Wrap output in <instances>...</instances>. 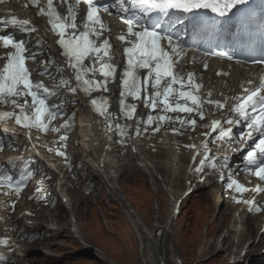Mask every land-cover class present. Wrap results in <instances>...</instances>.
Listing matches in <instances>:
<instances>
[{
	"label": "snow or ice",
	"instance_id": "snow-or-ice-1",
	"mask_svg": "<svg viewBox=\"0 0 264 264\" xmlns=\"http://www.w3.org/2000/svg\"><path fill=\"white\" fill-rule=\"evenodd\" d=\"M4 2L5 0H0V3ZM126 2L130 7H125ZM57 3L66 5V14L61 13L58 7L54 6V0H26L24 7L34 6L38 16L47 17L46 30L58 37L56 43L62 49L61 55L65 58V67H60L57 61L49 59L41 61V71H34L29 67L28 61H35L42 52H33L28 46L30 42L15 34H0V48L5 50L0 52V61L3 62L0 64V104L12 108L11 111H0V124L14 121L17 125L29 130V139H31L33 128L44 133L62 130L67 133L74 127L75 111L62 128L49 127L52 121L67 115L64 107L66 104L76 103L70 100L61 89H66L72 94L82 92L91 98L94 92L109 91L108 84L116 81L118 67L111 62L113 59L110 43L111 28L101 14H110V8L117 5H109L102 0H74V3L69 0H57ZM81 3L86 5V15L81 18L82 24H78ZM244 3L245 0H119L118 6L123 13L129 12L130 9L141 13L158 11L164 14H168L172 9L183 12L210 9L219 16H226ZM9 15L12 16L11 19L0 20V24L5 28L14 27L26 35L39 31L30 20L19 19L13 14ZM120 19L126 25V33H121L117 37L126 45L124 47L126 63L120 75V115L109 111L110 101L103 95L90 99V107L104 119L106 131H114L117 134V142L125 143V137L131 134L129 125L119 122L120 119L125 121L133 119L136 115L137 105L126 103L129 98L141 101L151 110L146 120L142 121L145 132L153 124L156 125L153 131L159 132L164 124L177 122L181 128L191 127L194 131L197 126L196 117L201 121L205 119V104L214 105L217 109H224L227 106V101L211 99V92L207 94L208 99L202 98L200 95L202 85L195 82L194 73L185 74L177 71L179 58L186 53L178 40H174L172 35L165 33L159 27V21L156 22V26H145L139 21L125 19L123 16ZM105 32L109 33V37L101 39ZM36 43L38 47L42 46L39 39ZM213 55L228 60L234 59L226 51H218ZM85 61L88 62L85 63ZM52 65L56 67L51 69ZM204 67L207 68V64ZM67 68H71L72 76L61 75L59 82L53 83L51 87L43 80L33 79V76L48 75L55 81L52 71L64 73ZM98 75L103 79H96ZM247 83L251 85L253 82L249 80ZM234 100L235 103L229 109L233 116L223 123L221 120H213L205 127H211V133H217L215 140L231 141L236 139L233 127L243 125L247 131L240 134L239 140L243 141L244 147L248 149L243 155V168L264 181V79L255 87H243V95L235 97ZM157 109L159 114H151ZM170 113L188 115L172 116L169 115ZM140 122L138 120V126L135 129L137 136L141 132ZM225 123L229 127H225ZM173 132L178 133L180 129L173 128ZM211 133H205V135L210 136ZM59 140L66 141L67 135L60 136ZM248 141L252 143L248 144ZM187 147L195 149L197 155L200 154L195 144ZM202 147L205 154L195 168L197 173H202L206 167H217V158L209 155L211 149L208 147V141H204ZM2 149L3 144H0V150ZM49 151H55L57 155L66 159L65 153L60 149H49ZM195 159L196 156H193L194 161ZM224 160L227 161V157H224ZM220 167L226 168L228 165L224 163ZM32 175V171L25 166L24 173L19 179H14L8 170L0 167V188L7 187L10 192L19 196L26 186V181ZM227 176L228 189L234 188L239 193L249 191L233 178L231 171L227 173ZM252 191L264 192V188L257 185ZM242 202L249 205V211L262 210L254 200ZM8 243L7 239H0V245L7 246ZM6 259L0 253V262Z\"/></svg>",
	"mask_w": 264,
	"mask_h": 264
},
{
	"label": "bare ground",
	"instance_id": "bare-ground-1",
	"mask_svg": "<svg viewBox=\"0 0 264 264\" xmlns=\"http://www.w3.org/2000/svg\"><path fill=\"white\" fill-rule=\"evenodd\" d=\"M106 23L111 28V36L113 40L116 39L117 44L125 45L117 39L121 33H125L119 28V25L110 18L107 19ZM38 39L42 42V46L40 47H38L36 43ZM28 41L30 42L28 46L33 52H42V55L38 56L37 59L33 61L36 67V72L42 70L41 61H47L49 59L57 61L59 66L63 67V62H61L62 58L60 59L59 55L56 54L53 49L46 48L41 34L38 33L36 36L30 37ZM111 54L113 55L111 61L113 64L117 65L119 62L122 63V60H120L121 52L112 50ZM205 64H207V68L204 67ZM55 67L56 65H52L51 69H54ZM227 69H229V74L225 76L223 80H220L216 75L219 68L215 64L205 63L202 58L190 53L179 58L177 71H181L185 74L188 72L195 74V82L202 85L200 95H204L205 100L208 99V92H211V99L227 101V106L224 109H217L214 105L205 104V119L201 121L196 117L197 126L194 131L191 127L181 128L178 122L164 124L159 132L153 131L156 127L155 124L150 126L147 132L144 130L142 131V129H144L142 127L144 125L142 121L146 120L147 115L151 110L145 107L141 101H136L137 115L130 123V126L133 129L132 137L135 145H143V158L139 159L140 163L134 158V161L132 162L130 154L126 152L124 148L120 149V146L117 145V143L112 142L113 134H106L103 130V119H99L83 109V104L81 102L82 98L67 92L66 89H61L70 100L76 101V103L66 104L64 107L68 113L67 117L52 121L49 127L62 128L65 121H67L69 117H71L72 112L75 111L76 116L73 128L77 125L78 116H81L83 119L87 117V121H85L86 125H84L90 128L91 131H93V134L92 136L89 134L88 128L82 129L79 133L74 131L72 134L68 133L69 131L65 133L63 130L60 132L49 131L46 133L47 137H45V141H41V148L43 151H48L49 156L56 157L58 158V161H62L59 167L61 169L60 172L62 173L66 166H68L69 169L82 166L81 172H79L78 175H75L79 177L85 173V169L91 170L93 180L98 179L100 182L99 185L103 187L106 193L120 204L123 212L131 223V226L134 228L138 236L143 264H183L173 247L170 226L171 222L175 219V215L179 211V206L177 207L179 200L182 203V201L188 198V196H191L192 193L196 192L197 189L201 190L203 188L214 186V188L212 187L213 193L216 195L214 198H218L217 200L222 198L220 191L225 189L226 199L224 198V203L230 201L235 205V207L231 209L228 207L229 205H227V203L226 205L224 204V208L218 213V216L220 217L215 218V221L219 220L218 229H216V233H214L213 244L208 246L212 252H217V255H225L229 252L231 255H234V261L239 262L241 260V262H243L252 257L253 250L247 246V242L251 240L254 235L256 237L259 233H261L260 236L264 234V192L252 191L257 185L264 188V181H261L258 177L246 172L243 168V155L248 149L244 147V142L239 140V136L241 133L247 131V129L243 125L233 127V134L236 139L231 141H220L215 140L217 133H211V127H205V125H210L213 120H221L223 123L233 116L234 114L229 111L233 99L243 95V87L251 88L257 86L263 79L264 72L256 73L255 71H251L249 76L247 73H244L243 70L238 68ZM120 73L121 72L116 75V81L114 83L108 84V97L110 98L114 97L113 89L115 85H117V82H120ZM211 73H213V80L210 79ZM61 75L68 76L66 71L64 73L52 71V76L56 78L55 81L48 75L43 77L35 76V79L43 80L46 85L51 87L53 83L59 82ZM249 80L253 82L251 85L247 83ZM57 103H60V101H57ZM113 107L115 109V106ZM151 114H159V109ZM169 115H180L184 117L188 114L170 113ZM138 120L141 121L139 123V127L141 128L140 135L145 134L144 137L135 134ZM224 126L229 127L226 123ZM173 128L180 129V132L174 133ZM205 133H211V135L206 136ZM62 135H67L66 141L59 140V137ZM190 135H192L191 139ZM88 138H90L91 141H89ZM152 141H154L152 147L148 148V142ZM192 141L197 148H199L204 141H208V147L211 149L209 155L217 158L216 168L206 167L202 173H197L195 171V168L199 165V161L203 158L205 153L203 147H200L199 155H197L195 149L187 147L188 145H192ZM51 143H54V147L50 146ZM219 143L220 146H218ZM251 143L252 141H248V144ZM163 144L165 147L168 146L167 149L164 148ZM15 145L17 146L16 148L6 150L0 153V155L5 154L3 159L7 160L10 164H15L20 159H24L26 166L33 173V187L30 192L25 189L19 194V196L14 193L11 195L3 193V207L0 208V216L3 219L2 222L0 221V239L8 240V245H4L3 248H5L8 254L12 255V257L4 255L7 259L0 262V264H38V261L33 260L37 255H41V253L45 255L43 256L44 258L42 259L41 264L47 259L55 257L54 254L51 253L52 250L47 247L44 252L37 251L36 248L34 249L31 247L35 244V241H33L32 238H34L37 232L38 236L39 232L46 235V239L44 240L38 238V241L42 243L49 240L50 236H52L51 239L55 240L66 231L64 227H59L57 222L52 218V215H50V211L52 214H62L63 217L66 218L65 222L67 220L71 222L67 231H69V234H71L72 238L84 251H94L95 257L105 264H120L107 256L100 249L94 246L92 247L90 243H87L83 233L77 230V221L74 218V205L72 203L73 199L70 194V189L76 186V182H70L71 176L68 174L69 171L66 173L64 180L60 184L61 194L70 202L68 206H65L62 203L61 198L60 203L54 202L56 180L51 178L54 177L53 173L41 165L40 160L36 159L31 152H22L21 150L23 146L18 145V143H15ZM49 149H60L65 153L66 159L65 157L57 155L55 151H49ZM15 150L16 152H14ZM153 150L155 151L153 152ZM122 151L124 152L120 155ZM86 152V159L82 162V165H80L82 155ZM153 153H158V155L155 156ZM124 154L126 156H124ZM193 156H196L195 161L193 160ZM120 157L121 159H119ZM124 157H128L130 160L124 159ZM170 157L172 158L171 160ZM224 157H227V161L224 160ZM117 159L119 160L117 161ZM124 161L127 163H122ZM96 162L104 165L102 171L95 167ZM224 163H227L228 166L231 163H234L233 168H230L228 172L231 171L233 173V178L248 188L249 191L239 193L235 191L234 188H227V183L229 182L227 176L228 167H220V165ZM56 166L57 165H55L53 169H56ZM233 169H235L234 172ZM40 173L45 174L48 179L41 178L38 180V177L41 175ZM124 173H127L130 176L135 173H142L141 175L146 173L148 176L150 175L149 177L154 181L151 182L154 187L157 186L160 188L163 183L168 185V187L164 188L169 194H167V198L171 199L172 202L173 199H175V202H173L174 205L172 206L170 216L163 225L154 224L151 229H149L144 223H142L140 216L128 202L126 196L123 195L122 188L119 186L118 177L124 175ZM158 174L163 175L162 182L158 181ZM36 180H38V182H36ZM182 181L184 182V191L179 196L180 191L178 192L176 189L177 185L182 183ZM174 182L176 183L175 186H173ZM51 184H54V190L52 192L50 188L48 189ZM169 188H171V190ZM24 192L29 194H24ZM84 193H88L87 190L84 189ZM22 196H26V199H28L27 201L31 203H28L27 207L25 206L26 204L20 205L21 201H19V199ZM238 200L241 202L238 203ZM244 200H254L256 205L260 206L262 210L259 212L249 211V205L242 202ZM43 204H46L47 209H51L52 206V210L46 211L43 210V208L40 209ZM52 204H60L61 209L55 208ZM239 210L240 212H238ZM63 212L66 214V217ZM255 214L259 215L253 218V215ZM237 215L239 216L238 219L236 217ZM227 221L228 223L226 224ZM23 223H28L30 225L25 227L21 225ZM238 223H240L241 226ZM225 224L226 228L223 229L222 226ZM226 229L227 232L225 233L224 231ZM220 231H222V233L219 234ZM47 234L51 235L47 236ZM210 235H212V233H210ZM260 241L262 242L258 245V248L263 247L262 243H264V235L260 237ZM13 247L16 248V251L12 249ZM10 251L11 253H9ZM261 256V259L258 260H263L264 262V255ZM61 258L60 255L59 259Z\"/></svg>",
	"mask_w": 264,
	"mask_h": 264
},
{
	"label": "rangeland",
	"instance_id": "rangeland-1",
	"mask_svg": "<svg viewBox=\"0 0 264 264\" xmlns=\"http://www.w3.org/2000/svg\"><path fill=\"white\" fill-rule=\"evenodd\" d=\"M153 142L154 141L148 142V148L152 147ZM163 146L165 149L168 147H165V145ZM154 151L155 150H153V152ZM153 154L155 156L158 155V153ZM124 156L126 155L124 154ZM119 159H121V157ZM119 159H117V161ZM124 159H128V157H124ZM131 159L133 162V158ZM171 159L172 158L170 157V160ZM126 161L122 163H127ZM231 164L233 165L234 163ZM231 168H233V166ZM79 172H81V170H79L78 173ZM40 174L38 180L41 178L48 179L45 174ZM141 174L142 173H135L130 176L127 173H124V175L118 177L119 186L122 188L123 195L126 196L128 202L140 216L142 223H144L147 228L151 229L154 224L163 225L167 221L172 210L173 202L171 199L167 198L168 193L164 189L165 187H168L167 184L163 183L160 188L157 186L154 187L151 184V182L154 181L149 177L150 175L148 176L146 173L143 175ZM157 176L159 178L158 181L162 182L163 175L158 174ZM38 180H36V182H38ZM72 182L74 183L75 181ZM83 182H76V186L70 189V194L73 199L72 203L74 205V218L77 221V230L83 233L87 243H90L92 247L94 246L105 251L118 263L143 264L138 236L134 228L131 226L126 214L123 212L120 204L117 205V202L114 201L105 190L100 192L94 190L92 193L85 194ZM175 185L176 183L174 182L173 186ZM53 186L54 184H51L50 187H48L51 192L53 191ZM32 187L30 188L31 190ZM212 187L214 188V186ZM212 187L203 188L201 190L197 189L196 192L191 194V196H188V199L186 198L187 200L185 199L182 203L180 200L178 202L180 203V213L177 218L174 219V224L171 222L170 231L172 232L173 247L182 263L264 264L263 260H258L261 259V255H264V243H262L263 247L258 248V245L262 242L260 241V237L264 235L260 236L261 233L256 237L254 235V237L247 242V246H249L253 252L252 257L243 262H241V260L239 262L234 261V255H231L229 252L225 255H217V252H212V250L208 248L210 244H213L214 233H216V229H218L219 220L215 221L216 217H220L218 216V213L224 208L226 203L231 209L235 207L230 201L224 203L226 199L225 189L220 191L223 200L220 198L219 201L217 200L218 198H214L216 195L213 193ZM169 189L171 190V188ZM176 191H180L179 196L184 191L183 181L177 185ZM28 194L29 193H27V195ZM98 194L99 196H97ZM27 200L26 196H22L19 199V201H21L20 205L26 204L25 206L27 207L28 203L31 204ZM53 206L61 209L60 204ZM42 208L46 211L52 210L47 209L46 204H43L40 209ZM238 212H240V210ZM50 215H52V218L57 222L59 227H64L66 231L55 240L49 239L42 243L37 242L31 246L34 249L36 248L37 251L42 252L45 251L46 247L52 250L51 253L54 254L55 257L47 259L43 264H105L95 257L94 251H84L72 238L69 231H67L71 223L69 220L65 222L66 218L60 213L52 214L50 211ZM65 215L66 214L64 213V216ZM258 215L259 214L253 215V218ZM236 217L237 219L239 218L238 215ZM227 223L228 221L226 224ZM226 224L222 226L223 229L226 228ZM238 224L240 225V223ZM224 232L226 233L227 229ZM87 233H90V235L88 236ZM210 233H212V235H210ZM220 233H222V231H220L219 234ZM50 235L47 234V236ZM60 255L62 257L61 259H59ZM43 256L45 255L41 253V255H37L33 261H38V264H41L42 259L44 258Z\"/></svg>",
	"mask_w": 264,
	"mask_h": 264
},
{
	"label": "crops",
	"instance_id": "crops-1",
	"mask_svg": "<svg viewBox=\"0 0 264 264\" xmlns=\"http://www.w3.org/2000/svg\"><path fill=\"white\" fill-rule=\"evenodd\" d=\"M87 235L89 236L90 233H87ZM127 246V245H126ZM101 250V249H100ZM103 253H105L107 256H109L105 251L101 250ZM110 257V256H109ZM111 258V257H110Z\"/></svg>",
	"mask_w": 264,
	"mask_h": 264
}]
</instances>
